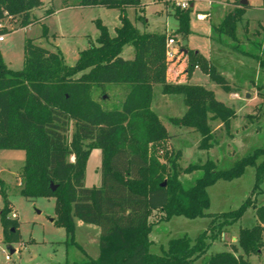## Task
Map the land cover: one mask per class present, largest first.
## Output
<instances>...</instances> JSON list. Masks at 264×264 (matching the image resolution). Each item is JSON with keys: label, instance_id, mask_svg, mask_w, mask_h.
Listing matches in <instances>:
<instances>
[{"label": "trees", "instance_id": "obj_1", "mask_svg": "<svg viewBox=\"0 0 264 264\" xmlns=\"http://www.w3.org/2000/svg\"><path fill=\"white\" fill-rule=\"evenodd\" d=\"M162 1L169 6L176 0ZM233 3L237 7L217 29L235 39L236 24L251 5H242L240 0ZM42 4V0H0V20L4 14L21 16L22 27L31 25L32 10ZM76 6L118 7L122 13L114 36L97 21V44L80 51L75 65H68L60 50L52 51L33 39L25 42L22 69H10L0 55V149L25 152L21 194L28 199L56 198L54 223L65 228L68 244L80 246L75 240V218L100 227V256L72 264H196L212 242L253 207L257 224L240 228L230 251L205 260V264H252L249 256L264 247V203H256V195L263 193L264 148L255 149L225 170H218L212 160L188 166L186 172L201 169L203 174L186 188L179 179L180 151L169 146L171 136L152 109L155 84H161L166 94L183 95L187 110L170 121L199 132L202 149L217 142L211 121L218 120L228 129L236 116L212 90L168 79L169 65L175 59L168 58V40L176 39L177 34L189 35V7L176 6L179 25L168 33L141 32L128 19L125 8L134 6L141 20V0H77ZM128 45L134 48L131 59L121 55ZM185 50L187 76L199 67L225 90H232L210 61L194 50L179 49ZM260 66L264 70V61ZM107 83L128 85L120 108L106 109L93 98L94 89ZM94 148L102 152L101 186L86 187L85 167ZM249 166L255 168V184L241 206L209 214L208 188L219 180L241 177ZM52 184L57 185L56 190ZM5 186L0 178L4 197L1 221L6 239L17 242L20 224L8 219L11 210ZM175 216L212 219L194 241L186 235L172 238L162 253L151 252L154 226Z\"/></svg>", "mask_w": 264, "mask_h": 264}, {"label": "rangeland", "instance_id": "obj_2", "mask_svg": "<svg viewBox=\"0 0 264 264\" xmlns=\"http://www.w3.org/2000/svg\"><path fill=\"white\" fill-rule=\"evenodd\" d=\"M234 0H191L189 2V35L177 34L171 50L177 52L170 63L175 68L187 66V57L179 51L185 47L210 61L227 80L232 90H225L210 79L199 67L190 76L183 74L175 78L178 83L198 84L214 92L217 100L236 112L228 129L216 120L211 121V129L217 142L210 149H202V136L194 129L177 125L170 121L172 117H181L187 106L181 94H166L161 84L153 88L152 109L167 128L171 138L169 146L180 151L181 167L179 179L188 188L196 183L203 174L201 169L186 172L192 164L203 165L212 160L218 170L232 167L243 156L255 149L264 148V70L260 62L264 61V0H250L251 7L236 24V38L217 29L229 11L237 6ZM40 7L32 10L33 23L21 26V16L3 18L7 26L5 40L0 42V55L6 65L13 70L24 67V45L27 39L52 51L60 50L68 65L77 62L80 51L92 43L97 44L99 28L97 21L106 25L114 36L120 25L121 9L118 7H78L77 0H42ZM144 11L141 20L134 6L125 8L128 19L141 32L173 33L179 22L174 12L177 1L166 6L162 0H141ZM241 2V0H240ZM185 8V9H187ZM51 14L48 15V12ZM199 14L206 15L199 18ZM47 33L44 35V31ZM122 57H134V48L126 46ZM174 75V73H173ZM128 85L107 83L95 88L93 98L106 109L120 108L128 92ZM103 90L105 93H102ZM73 129V128H72ZM73 131V130H71ZM70 131V134H71ZM23 150L0 149V178L8 181L5 188L10 201V212L16 211L19 221L20 239L13 242L6 239L1 221L4 197L0 191V264H65L84 262L88 258L100 256L99 226L75 218V240L80 245L67 243L64 227L54 223L56 218V198L39 197L28 199L21 194V172L25 164ZM73 160V158H72ZM102 152L92 149L85 167L84 184L86 187L101 186ZM255 184V168L247 167L245 173L233 180H219L208 188L211 215L239 208L250 195ZM263 193L256 195L257 205L264 203ZM255 198V195L252 196ZM155 215V213L153 214ZM210 216L187 218L175 216L169 221L154 226L150 234L151 252L162 253L172 238L188 236L193 241L205 231L211 222ZM258 219L253 207L245 210L241 219L228 227V230L212 242L207 252L196 262L205 264L210 256L231 250V244L237 242L240 228L252 227ZM236 238V240H233ZM13 250V251H12ZM10 259L7 260L6 256ZM252 264H264V247L259 253L249 256Z\"/></svg>", "mask_w": 264, "mask_h": 264}, {"label": "built area", "instance_id": "obj_3", "mask_svg": "<svg viewBox=\"0 0 264 264\" xmlns=\"http://www.w3.org/2000/svg\"><path fill=\"white\" fill-rule=\"evenodd\" d=\"M176 1H177V5H178V6H180V7L183 8V9H185V8H187V7L189 6V2H190L191 0H176ZM4 15H5L4 18H7V19H8V18H11V17L8 16L7 14H4ZM205 17H206V15L199 14V18H205ZM2 20H3V19L0 20V42H2V41L5 40V33L7 32V31H6L7 26L4 25V24L2 23ZM8 20H9V19H8ZM175 42H176V40L173 39V38H170V39L168 40V51H167V55H168V58H169V59H174V58H175V55H176V53H177V52H174V51L171 50V46H172L173 44H175ZM17 218H18V215H17L16 211H12V212H11V215L8 216V219H17ZM6 259L9 260V259H10V256L7 255V256H6Z\"/></svg>", "mask_w": 264, "mask_h": 264}, {"label": "crops", "instance_id": "obj_4", "mask_svg": "<svg viewBox=\"0 0 264 264\" xmlns=\"http://www.w3.org/2000/svg\"><path fill=\"white\" fill-rule=\"evenodd\" d=\"M235 1V0H234ZM233 1V2H234ZM232 2V3H233ZM248 3L251 5V3H250V0H248ZM233 5H235L234 3H233ZM184 55L187 57V50H185L184 51ZM174 65V64H173ZM173 65H171V67H170V65H169V69H168V79L171 81V82H177L176 81V77L177 78H179L180 77V75L181 74H183V71L185 72V66H181L182 64H180V66L178 67V68H175L173 71V73H174V75H173V73H172V69H173ZM1 179H3V181H4V183H5V185L8 183V181L7 180H5L4 178H1ZM233 240H236V238H233ZM13 251V250H12Z\"/></svg>", "mask_w": 264, "mask_h": 264}, {"label": "water", "instance_id": "obj_5", "mask_svg": "<svg viewBox=\"0 0 264 264\" xmlns=\"http://www.w3.org/2000/svg\"><path fill=\"white\" fill-rule=\"evenodd\" d=\"M116 2H124V1H130V0H114ZM248 3V0H241V4L242 5H246ZM52 190H56L57 189V185H51Z\"/></svg>", "mask_w": 264, "mask_h": 264}]
</instances>
